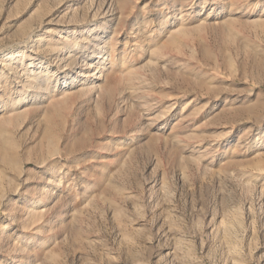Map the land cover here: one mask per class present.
Returning <instances> with one entry per match:
<instances>
[{"label":"rangeland","instance_id":"1","mask_svg":"<svg viewBox=\"0 0 264 264\" xmlns=\"http://www.w3.org/2000/svg\"><path fill=\"white\" fill-rule=\"evenodd\" d=\"M0 264H264V0H0Z\"/></svg>","mask_w":264,"mask_h":264},{"label":"bare ground","instance_id":"2","mask_svg":"<svg viewBox=\"0 0 264 264\" xmlns=\"http://www.w3.org/2000/svg\"><path fill=\"white\" fill-rule=\"evenodd\" d=\"M233 7V6H232ZM103 12L101 11H97V12H92V15L91 17H89L90 19L87 20L86 24H87V32L90 33L92 32V34L94 35V39L95 40H99L102 38V36L100 35V33H104L102 32L98 27L101 25V23L99 22L100 20H102L104 17H103ZM88 18V17H87ZM85 24V25H86ZM100 32V33H99ZM97 45V44H96ZM108 45V44H107ZM102 49H99L96 53L100 54L102 53ZM94 51H96V49H94ZM93 51V53H95ZM58 54H61V53H58ZM75 56V55H74ZM66 57V56H65ZM80 57H84V58H90L88 57V55H82ZM68 58V59H67ZM65 59V62L67 61L68 64L70 65H73V66H76L78 64V62H80L77 58L78 57H73V55H70V57H67ZM57 59L58 60H62L64 59L63 56H60V55H57ZM78 60V61H77ZM22 65H23V62H21ZM83 66H84V70H87L91 67L90 65V62L88 60H84L83 62ZM33 70H31L32 72ZM95 71V69H94ZM30 72V73H31ZM90 73V72H89ZM96 73V72H95ZM45 74H50V77H46V78H41L42 75H45ZM84 74V73H83ZM53 74L51 73V71L47 70V69H40V71L38 72V74L35 75V82H32L30 83V86L29 87H32L34 89V95H37L38 93V90H40L41 88L43 89H47V88H50L52 82L50 81L51 80V76ZM93 75V74H92ZM98 76V75H97ZM32 78V77H31ZM95 81V80H94ZM26 83V82H25ZM94 84V83H93ZM96 87V86H95ZM45 91V90H44ZM94 91V90H93Z\"/></svg>","mask_w":264,"mask_h":264}]
</instances>
